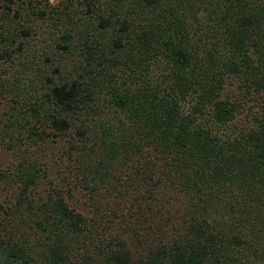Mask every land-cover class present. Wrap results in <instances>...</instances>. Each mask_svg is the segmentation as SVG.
I'll return each instance as SVG.
<instances>
[{
    "label": "trees",
    "instance_id": "16d2710c",
    "mask_svg": "<svg viewBox=\"0 0 264 264\" xmlns=\"http://www.w3.org/2000/svg\"><path fill=\"white\" fill-rule=\"evenodd\" d=\"M0 68V264H264V0H0Z\"/></svg>",
    "mask_w": 264,
    "mask_h": 264
},
{
    "label": "rangeland",
    "instance_id": "374dc122",
    "mask_svg": "<svg viewBox=\"0 0 264 264\" xmlns=\"http://www.w3.org/2000/svg\"><path fill=\"white\" fill-rule=\"evenodd\" d=\"M39 37L40 35L36 37V41H37L36 45L34 47H31L35 50L38 48L37 51L43 47V45L40 43L41 39ZM34 54L35 52L29 53L27 59L33 61L35 59ZM17 67L18 65L15 64L11 69L6 68L8 72L7 77H12L11 75L13 73V70L16 69ZM1 72L2 70H0V73ZM0 99L2 100V102L0 100V114H1L5 110L4 109L5 100L3 99V97H0ZM19 161L20 159L16 157V154L12 153V151L5 150L4 147L0 145V169L3 170L6 173V175H8V180H5L4 182L0 181V198L1 197L7 198L15 192L14 188L18 185V183L16 181V177L14 174L16 173V168L18 166Z\"/></svg>",
    "mask_w": 264,
    "mask_h": 264
}]
</instances>
